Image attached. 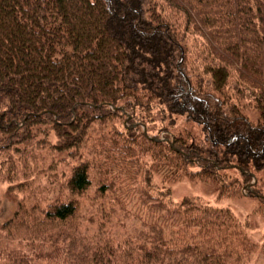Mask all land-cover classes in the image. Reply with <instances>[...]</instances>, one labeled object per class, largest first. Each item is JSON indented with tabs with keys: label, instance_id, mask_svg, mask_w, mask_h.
<instances>
[{
	"label": "trees",
	"instance_id": "trees-1",
	"mask_svg": "<svg viewBox=\"0 0 264 264\" xmlns=\"http://www.w3.org/2000/svg\"><path fill=\"white\" fill-rule=\"evenodd\" d=\"M154 110L170 124L185 116L201 135L190 144L184 131L173 144L168 134L147 139L139 125ZM125 111L130 127L115 119ZM41 145L46 179L56 180L58 161H68L71 198L88 191L91 172L113 179L100 162L132 170L143 156L169 177L217 181L219 192L220 170L239 172L229 184L235 190L249 182L244 171L264 170V0H0V152L25 161ZM150 175L143 171L145 184H154ZM149 189L151 234L122 243L112 232H89L94 222L84 224L76 199L41 212L17 202L0 223V264H241L240 252L256 249L230 212Z\"/></svg>",
	"mask_w": 264,
	"mask_h": 264
},
{
	"label": "rangeland",
	"instance_id": "rangeland-1",
	"mask_svg": "<svg viewBox=\"0 0 264 264\" xmlns=\"http://www.w3.org/2000/svg\"><path fill=\"white\" fill-rule=\"evenodd\" d=\"M182 24L180 22L176 25L181 28ZM193 38L188 36L186 39L190 46V51L195 45ZM242 110L251 120L258 119V111L254 107H245ZM157 112L154 110V113H152L153 120L150 123L139 125L142 133L146 130L147 139L165 140L168 134V140L173 144L174 135L176 133L183 134L182 131H184L189 136L188 140H190L188 143L190 144L195 142L194 138H198L202 133L201 126L188 120L185 116L174 117L173 122L170 124V120L163 122ZM115 119L117 121L121 120L118 121L120 127H123V124H125V127L131 126L130 113L128 111H125L122 118L118 117ZM90 126V128L93 127V125ZM93 128L95 129V133L100 131L97 127ZM108 130L109 127L105 132ZM95 133L92 132V137H95V141L102 142L103 136L100 137L99 134L95 136ZM90 138L88 137V139ZM94 139L92 140L96 144ZM137 141L142 142L138 139ZM35 148L36 153L33 152L32 155H28V159L25 161L21 159L22 156L20 155L13 156L0 152V223L7 221L14 215L17 202L31 203L33 206L37 205V208L41 212L42 208L49 205L70 202L74 201L71 199H76V203L79 206V214L83 215L84 218V224H87L89 220L94 222L93 225L86 227L90 230L89 232L97 230L104 234V236L112 232L114 235L120 236L117 240L113 238L114 242L122 243V240L126 239L125 237L135 238L140 235L147 237V235L151 234L149 232L150 223L156 220V214H151V211H153L151 207L155 203L152 199L148 201L149 187H167L169 188L171 199L176 202L186 196H194L202 201L203 204H209L213 208L224 209L230 212L236 222L234 228H238L237 232H241L244 235L243 239L247 240L249 245L253 244L256 248L247 254L240 252L246 258L242 259L241 264H264V250H262L264 242V200L257 196L260 195L264 199V170L251 172L254 178L251 177L252 179L247 183H241L238 186L234 184L236 190L232 185L229 186V184H231L232 180L241 177L239 172L233 168L220 170L223 177L221 181L226 185L224 186L226 189L219 192L220 183L217 181L192 179L184 172H177L174 176L169 177L160 169V163L150 161L144 156L142 157L144 159H140L139 162L136 160L139 167L132 169L131 166L132 170H128L130 169V165L126 168L123 166L125 164H106L108 160H105L104 163H100L102 165L105 164L113 179L107 180L99 177L94 172L96 170H94V174L92 172L90 174L93 180L88 191L78 199V197L71 198L72 192L68 190L66 185L68 182V161L65 158L58 161L55 173L56 180L49 177L46 179L48 174H43L39 170V165L45 164L44 162L47 160V156H44V153L41 152L44 151L47 154V147L41 145L39 148ZM95 150L101 156L107 154L106 150L101 148V146L96 147ZM132 152L136 153V150L133 149L130 153ZM118 155V153H115L114 156L118 158ZM85 158L86 155L82 157L83 160ZM197 169L196 166L191 167L193 171ZM143 171L151 174L150 177L154 184H145L142 179ZM134 174L140 178L138 179ZM131 176L134 178L133 180L128 178ZM240 180L242 179L240 178ZM111 181H113L114 185ZM101 188H106V193H102ZM100 225L103 227L102 230L97 227ZM86 233L84 234L91 235V233ZM244 242L243 240V244Z\"/></svg>",
	"mask_w": 264,
	"mask_h": 264
},
{
	"label": "water",
	"instance_id": "water-1",
	"mask_svg": "<svg viewBox=\"0 0 264 264\" xmlns=\"http://www.w3.org/2000/svg\"><path fill=\"white\" fill-rule=\"evenodd\" d=\"M144 135L147 136L146 130H144ZM231 167H234V165H231Z\"/></svg>",
	"mask_w": 264,
	"mask_h": 264
}]
</instances>
